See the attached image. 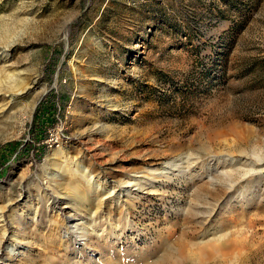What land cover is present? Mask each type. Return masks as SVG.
Segmentation results:
<instances>
[{"label":"rangeland","instance_id":"374dc122","mask_svg":"<svg viewBox=\"0 0 264 264\" xmlns=\"http://www.w3.org/2000/svg\"><path fill=\"white\" fill-rule=\"evenodd\" d=\"M12 139L0 264H264V0H0ZM69 158L100 193L56 190Z\"/></svg>","mask_w":264,"mask_h":264},{"label":"bare ground","instance_id":"6f19581e","mask_svg":"<svg viewBox=\"0 0 264 264\" xmlns=\"http://www.w3.org/2000/svg\"><path fill=\"white\" fill-rule=\"evenodd\" d=\"M12 84H10V86H12ZM14 85H16V83H14ZM20 86V85H18ZM13 87V86H12ZM21 87V86H20ZM19 89V88H18ZM10 90V89H9ZM22 91V90H21ZM7 102V101H6ZM5 105V103H3ZM8 104V103H7ZM3 105V106H4ZM8 106V105H7ZM6 109L2 110V112H5ZM232 128V127H231ZM252 156V162H250V166L248 167L247 172H250V170H252L253 166L255 164H259L260 162H262L264 160V150L261 152H252L251 153ZM228 160V159H227ZM226 159H222L219 161H222L223 164L225 162L230 163L229 165H232V168H236L235 166V162L233 161H227ZM173 162V161H172ZM55 164L56 170L58 171V175L56 176L57 178H64V180L60 182H57L56 186H57V191L58 190H63L66 189V191H69L70 196L72 198L84 201L86 193L88 192H94L95 193H100L102 188H100V186L97 184V182L95 181L93 175L91 174V171L81 162L78 160H71L69 159H63L62 161H57ZM227 164V163H226ZM178 165H176L174 162L170 163L168 166V169L171 170H179L180 167H177ZM54 167V168H55ZM238 168V167H237ZM233 169V170H234ZM181 171V170H180ZM169 171H167L168 173ZM178 172V171H177ZM165 173V172H164ZM184 173V172H183ZM228 173V172H227ZM226 173V175H228ZM178 174V173H177ZM223 175V178L227 179L228 176ZM156 173L153 171L147 172L146 175H144L143 179H137V178H133L131 184H135L136 188H142V186H144L145 183L151 184L152 181L155 179ZM170 177V176H169ZM168 177V178H169ZM231 179V178H230ZM53 182V180H52ZM51 182V183H52ZM50 183V182H49ZM153 192H156V190L151 189ZM68 193V192H67ZM132 200H131V204L134 206L135 202H138L140 199L138 197H134L132 196ZM91 200V198H90ZM92 201V200H91ZM84 205V204H83ZM78 208V207H77ZM79 209V208H78ZM197 210V209H196ZM199 211H197L198 213ZM198 215V214H197Z\"/></svg>","mask_w":264,"mask_h":264},{"label":"trees","instance_id":"16d2710c","mask_svg":"<svg viewBox=\"0 0 264 264\" xmlns=\"http://www.w3.org/2000/svg\"><path fill=\"white\" fill-rule=\"evenodd\" d=\"M51 107H53V105L50 103L49 97L47 95L42 98L41 102L37 106L33 124L35 127L34 130L37 131L38 134L40 133L42 138L47 137L49 134L48 126L50 125V115L53 114V112L50 110ZM39 129H41L40 132H38ZM16 144H18V140L12 139L6 141L0 147L9 148L15 146ZM22 155H25V153L24 151L20 150L15 156Z\"/></svg>","mask_w":264,"mask_h":264},{"label":"water","instance_id":"95a60500","mask_svg":"<svg viewBox=\"0 0 264 264\" xmlns=\"http://www.w3.org/2000/svg\"><path fill=\"white\" fill-rule=\"evenodd\" d=\"M252 151H253V149H249L246 152L251 156ZM180 155L186 156V155H189V152H187V153L186 152H181ZM216 157H218V155Z\"/></svg>","mask_w":264,"mask_h":264}]
</instances>
